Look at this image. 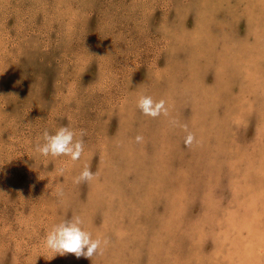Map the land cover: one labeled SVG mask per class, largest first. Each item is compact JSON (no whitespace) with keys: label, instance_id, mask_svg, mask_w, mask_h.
<instances>
[{"label":"rangeland","instance_id":"rangeland-1","mask_svg":"<svg viewBox=\"0 0 264 264\" xmlns=\"http://www.w3.org/2000/svg\"><path fill=\"white\" fill-rule=\"evenodd\" d=\"M77 215L102 255L44 246ZM0 264H264V0H0Z\"/></svg>","mask_w":264,"mask_h":264},{"label":"clouds","instance_id":"clouds-1","mask_svg":"<svg viewBox=\"0 0 264 264\" xmlns=\"http://www.w3.org/2000/svg\"><path fill=\"white\" fill-rule=\"evenodd\" d=\"M137 107L143 115L152 118L168 114V108L163 99L154 100L151 95L142 94L137 100ZM175 123V122H174ZM84 133L81 131L77 138V133L69 127H60L53 134L47 130L43 133V143L36 146V150L43 157H68L71 161H77L81 158L85 150L83 142ZM143 137L137 135L135 141L141 142ZM196 142V137L188 133L184 139L186 146H191ZM63 174L64 169L61 168ZM90 168L85 165L80 171L79 176L75 178V183L91 182L95 178ZM84 220L80 216H73L56 225H54L44 238V246L54 254H74L75 257L81 256L92 258L102 255L108 243L107 240L93 237L90 231L84 228Z\"/></svg>","mask_w":264,"mask_h":264}]
</instances>
